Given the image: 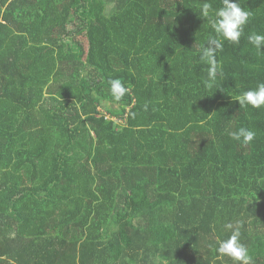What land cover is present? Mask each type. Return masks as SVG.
<instances>
[{"label": "trees", "instance_id": "16d2710c", "mask_svg": "<svg viewBox=\"0 0 264 264\" xmlns=\"http://www.w3.org/2000/svg\"><path fill=\"white\" fill-rule=\"evenodd\" d=\"M204 2L0 0V264H233L236 221L264 264V107L196 73L219 39ZM237 2L254 85L264 0Z\"/></svg>", "mask_w": 264, "mask_h": 264}, {"label": "clouds", "instance_id": "9594fccd", "mask_svg": "<svg viewBox=\"0 0 264 264\" xmlns=\"http://www.w3.org/2000/svg\"><path fill=\"white\" fill-rule=\"evenodd\" d=\"M210 11L214 13V17L210 18V25L219 39H211L200 55L201 61L210 65L208 80L205 81L209 87L215 82L218 75L215 53L222 50L223 41L238 45L244 34L245 26L252 16V13L244 10L237 0H223V6L218 9H213L212 4L205 0L201 6V17L209 19ZM247 39L258 53H264V34L252 33L248 35ZM109 83L112 97L116 102L121 101L129 92V88L119 79H112ZM236 100L240 107L250 106L254 109L264 107V82L258 83L254 89L242 92ZM229 136L237 142L248 145L255 139L256 132L240 127L238 130L230 132ZM242 226V221L226 225L228 229L232 230V234L227 239L219 241L216 251L218 257H228L233 264H253V257L249 255L247 247L240 240Z\"/></svg>", "mask_w": 264, "mask_h": 264}, {"label": "rangeland", "instance_id": "374dc122", "mask_svg": "<svg viewBox=\"0 0 264 264\" xmlns=\"http://www.w3.org/2000/svg\"><path fill=\"white\" fill-rule=\"evenodd\" d=\"M215 1L216 0H213V2H215ZM218 2H219V4L217 5V9L223 6L222 0H218ZM212 8L215 9L213 7V5H212ZM244 43L245 42H243V40H242L243 46H241L240 43L237 45V44H232L228 41H225L224 47L228 46L231 48V45H234V49H235L236 53L235 52L232 53V55H234V56L229 54L227 56V58H228L227 60L222 59L218 62L216 61L217 66H219L220 68L218 69L217 78H216L215 82L212 84H216V83L219 84L218 86H216L218 88V91L225 88V89H228L230 91V93H232L234 95H240L244 91H247L249 89H254L256 87V85L258 84V83H255L254 85H252L254 83L253 82L254 81V78H253L254 75H251L250 71H252L253 67L256 68V60H255V58L251 57L252 55H245L242 53L243 49L245 50V48H247ZM249 45H251V44H249ZM253 49H255V48L253 47ZM235 56L237 57V59H235ZM224 57H225V55H223V58ZM232 62H234V63L232 64ZM234 65H236V67L233 68ZM227 70L229 72H227ZM196 73H198L200 75H205L208 77V71H204V70L198 71L197 70ZM225 82H226V85H224ZM262 82H264V81H262ZM212 86H214V85H212ZM239 88H241V89H239Z\"/></svg>", "mask_w": 264, "mask_h": 264}, {"label": "crops", "instance_id": "0c3cea01", "mask_svg": "<svg viewBox=\"0 0 264 264\" xmlns=\"http://www.w3.org/2000/svg\"><path fill=\"white\" fill-rule=\"evenodd\" d=\"M250 73H251V71H250ZM259 74L261 75V77H262V79H263V81H264V69H263V68L261 69V71H260ZM255 81H256V80H255ZM239 89H241V88H239Z\"/></svg>", "mask_w": 264, "mask_h": 264}]
</instances>
